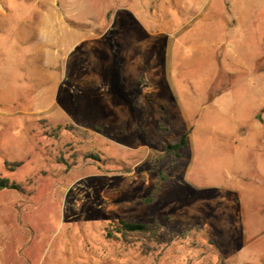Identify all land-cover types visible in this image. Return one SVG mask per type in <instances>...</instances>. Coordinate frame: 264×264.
<instances>
[{"label": "rangeland", "instance_id": "1", "mask_svg": "<svg viewBox=\"0 0 264 264\" xmlns=\"http://www.w3.org/2000/svg\"><path fill=\"white\" fill-rule=\"evenodd\" d=\"M253 1L263 9L0 0V180L19 187L0 189V264H215L184 244L159 257L106 239L118 219L200 224L224 264H264V4ZM54 9L81 37L105 38L78 44L58 23L44 61L27 24ZM88 45L103 47L100 71L82 65ZM183 134L171 161L165 146Z\"/></svg>", "mask_w": 264, "mask_h": 264}, {"label": "trees", "instance_id": "2", "mask_svg": "<svg viewBox=\"0 0 264 264\" xmlns=\"http://www.w3.org/2000/svg\"><path fill=\"white\" fill-rule=\"evenodd\" d=\"M186 146L187 135L183 134L176 143L166 144L164 156L169 157L171 161L177 160L181 157V152ZM14 166L18 167V165ZM164 180L159 178L153 186L151 193L142 200L145 205H152L157 201L161 191L159 183ZM0 189L17 191L19 187L8 179H1ZM168 226V222L164 224H150L134 223L118 219L116 222L109 223L108 227L104 229V235L106 239H114L127 246L139 244L144 255L148 252H156L157 256L160 257L165 251L174 246L175 243H179L184 244L190 252H198V257L202 259L207 258L211 261L214 257L215 264H224L216 243L211 239L202 237L200 224H195L192 228L182 232H177L171 228L167 229L166 227Z\"/></svg>", "mask_w": 264, "mask_h": 264}, {"label": "crops", "instance_id": "3", "mask_svg": "<svg viewBox=\"0 0 264 264\" xmlns=\"http://www.w3.org/2000/svg\"><path fill=\"white\" fill-rule=\"evenodd\" d=\"M223 4H224V12H228V13H233V12H240V13H244V12H248V11H255V10H259L261 11L263 8H260L258 5L255 6L254 5V2L253 0H248L247 2H245V4H242L241 5V8H237L236 4H234L231 0H222ZM259 2V1H258ZM260 6L263 7V4H264V0H260ZM54 11V21H51V17L50 15H45L43 14L41 16V20L39 21H31L30 23H28L27 25H29V27H27V29L34 35L36 36V41L38 44H36V47L35 49L36 50H40L42 49V46L40 45V41L41 39L43 40L42 41V44L44 43L43 46H46V48H48L45 52L46 53H42L43 55V59L44 61L46 62H49L51 61V58L52 56H56L57 52H58V36L55 32V27L56 25L61 24V25H64L60 20H58V18L56 19V11L55 9L53 10ZM26 26V24L24 25ZM64 29L66 30L67 34L70 35L71 37H75V38H80L81 35L79 33H77L75 30H72V28L64 25ZM45 28H48L47 30H43ZM100 36H96L95 34L92 35L91 38L87 39V38H83L81 37V41L78 43V44H81L83 43L84 41L85 42H100L103 38H105V34L104 33H99ZM88 40V41H87ZM77 44V45H78ZM97 48V49H96ZM103 51V47L102 46H97L95 47V50L92 51V47H90L89 45L87 46L86 49H84V51L82 52L81 54V59H82V65L84 68H97L99 71L102 69L100 67V62H101V58H102V55L101 53ZM108 52V50H106ZM109 54V53H108ZM105 55L107 56V54L105 53ZM39 57H41L39 55ZM99 64V65H98ZM101 72L99 73H93V75L90 77L92 78V80L96 79L99 77ZM160 106V108L164 109V111L166 112L167 109L165 106L161 105V104H158ZM184 107H179L178 108V111L180 110V112L182 113V117L185 118V122L187 123L190 119L185 117V114L184 112L182 111ZM162 109V110H163ZM121 116V115H120ZM187 118V119H186Z\"/></svg>", "mask_w": 264, "mask_h": 264}]
</instances>
